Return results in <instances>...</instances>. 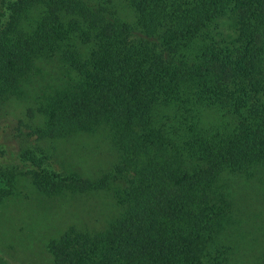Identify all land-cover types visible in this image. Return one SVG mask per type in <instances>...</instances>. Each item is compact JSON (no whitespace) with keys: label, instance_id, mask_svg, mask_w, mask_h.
Segmentation results:
<instances>
[{"label":"trees","instance_id":"trees-1","mask_svg":"<svg viewBox=\"0 0 264 264\" xmlns=\"http://www.w3.org/2000/svg\"><path fill=\"white\" fill-rule=\"evenodd\" d=\"M51 58L60 84L26 107L27 134L103 128L118 152L84 177L0 145V201L17 169L48 197L114 198L104 228L47 241L53 264H239L229 181L264 169V0H0V103Z\"/></svg>","mask_w":264,"mask_h":264},{"label":"rangeland","instance_id":"rangeland-1","mask_svg":"<svg viewBox=\"0 0 264 264\" xmlns=\"http://www.w3.org/2000/svg\"><path fill=\"white\" fill-rule=\"evenodd\" d=\"M58 68L56 58L35 61L23 82L22 96H12L0 103V145L13 154L30 149L39 156L50 148L52 167L57 172L96 177L109 170L118 157L103 128L42 141L27 134L28 129L20 124H37L25 115L26 107L35 97L59 86ZM15 181L11 194L0 201V256L9 264H53L46 247L49 239L71 225L100 230L118 211L112 194L106 190L48 197L36 189L21 169L16 170ZM229 183L242 222L237 227L239 264H264V169L250 181L232 179Z\"/></svg>","mask_w":264,"mask_h":264}]
</instances>
